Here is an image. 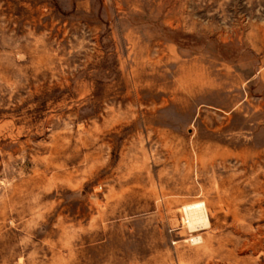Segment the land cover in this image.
Listing matches in <instances>:
<instances>
[{"label": "rangeland", "instance_id": "1", "mask_svg": "<svg viewBox=\"0 0 264 264\" xmlns=\"http://www.w3.org/2000/svg\"><path fill=\"white\" fill-rule=\"evenodd\" d=\"M0 264H264V0H0Z\"/></svg>", "mask_w": 264, "mask_h": 264}, {"label": "bare ground", "instance_id": "2", "mask_svg": "<svg viewBox=\"0 0 264 264\" xmlns=\"http://www.w3.org/2000/svg\"><path fill=\"white\" fill-rule=\"evenodd\" d=\"M185 223L191 231H198L208 228L211 224L207 208L204 204H197L185 207Z\"/></svg>", "mask_w": 264, "mask_h": 264}]
</instances>
